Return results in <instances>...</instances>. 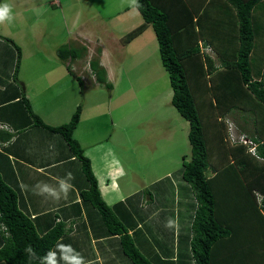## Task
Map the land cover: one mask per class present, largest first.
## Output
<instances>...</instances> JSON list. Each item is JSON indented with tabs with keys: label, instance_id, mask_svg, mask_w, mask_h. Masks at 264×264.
Wrapping results in <instances>:
<instances>
[{
	"label": "trees",
	"instance_id": "trees-1",
	"mask_svg": "<svg viewBox=\"0 0 264 264\" xmlns=\"http://www.w3.org/2000/svg\"><path fill=\"white\" fill-rule=\"evenodd\" d=\"M262 1L222 0L229 20L215 19L206 26L200 17L210 12L207 0H134L143 21L126 32L123 41L129 42L151 26L168 74L170 103L188 122L191 156L188 161L182 157L175 183L165 176L111 205L102 198L90 159L73 136L81 103L68 121L46 124L32 110L18 79L20 46L0 35L9 43L0 50V65L4 63L7 69V78L0 76V123L16 128L15 132L1 128L5 135L0 138L9 141L24 128L20 125L58 134L68 160L78 163L82 182L80 202L47 212L49 221L41 230L35 218L19 207L18 193L6 180L9 169L0 164V264H38L27 249L43 256L56 244L67 242L83 211L95 219L93 237L116 238L111 251L127 264H264V80L253 77L250 65L254 39L264 34V13H255L257 6H264ZM217 38L228 45L227 55L220 57L221 68L204 51L208 45L218 51ZM86 52L84 45L57 48L64 63ZM100 52L97 48L88 66L95 81L111 89ZM66 68L72 73L69 64ZM75 79L82 87L80 77L75 75ZM208 93L213 100L203 111L198 99L204 100ZM229 116L245 142L229 139ZM6 149L0 146L1 158ZM63 208L71 210L70 221L62 216ZM169 217L178 218V233L165 227ZM142 238L144 246L138 243ZM151 243L161 247L151 249ZM174 249L175 262L170 255ZM92 263L99 264L96 257Z\"/></svg>",
	"mask_w": 264,
	"mask_h": 264
},
{
	"label": "rangeland",
	"instance_id": "rangeland-1",
	"mask_svg": "<svg viewBox=\"0 0 264 264\" xmlns=\"http://www.w3.org/2000/svg\"><path fill=\"white\" fill-rule=\"evenodd\" d=\"M3 2L13 6L16 17V24L0 27L22 49L20 81L47 91L54 105L61 104L62 100L68 102L69 90L75 94V107L81 103L80 116L88 120L85 124L90 126L89 138L96 139V144L90 147L94 149L91 155L106 203L117 202L115 191L126 197L165 176L175 183L182 157L188 161L191 156L188 122L170 103L168 74L159 62L151 26L129 42L123 41L124 34L141 20L136 8L121 10L132 0H0ZM263 8L257 6L255 13H264ZM111 30L117 34L118 41L113 40ZM81 42L94 50L91 57L96 56L97 48L100 51L104 48L110 59L115 60L112 66L115 70L110 71L111 89L100 85L90 75L85 62L88 51L81 57L79 67L70 65L74 68L72 73L66 69L68 79L59 77L66 74L62 70L65 63L59 59L56 48L70 43L79 47ZM209 53L212 55L213 51ZM75 75L80 77L84 87L79 85ZM70 82L74 86L67 91L66 87H55V84ZM53 88L60 92L59 96L50 95ZM210 94H206L204 100L198 99V104L204 105L203 111L209 109V99L213 100ZM48 106L40 109V113ZM227 118L229 139L237 141L239 133L235 121L231 116ZM104 135L111 137L104 140ZM102 148L106 149L104 153L100 151Z\"/></svg>",
	"mask_w": 264,
	"mask_h": 264
},
{
	"label": "crops",
	"instance_id": "crops-1",
	"mask_svg": "<svg viewBox=\"0 0 264 264\" xmlns=\"http://www.w3.org/2000/svg\"><path fill=\"white\" fill-rule=\"evenodd\" d=\"M189 1H193V0H187V2ZM263 1L261 2V4L264 3ZM206 5L208 11L210 12L207 15L202 14V16L200 17V20L203 19L202 22L204 21L203 25L208 26V22L214 21L215 19H217V21L220 22L222 21L223 23L229 20L227 18V15L225 14V11L223 12V9H225V4H223L222 0H212V1L207 0ZM134 8L136 7L134 5V0H132V2L129 3V5L123 6L121 10L128 11L129 9H134ZM142 21L143 20L141 17V20L137 25L142 23ZM14 23L16 24L15 21ZM149 26L150 25H147L144 31L148 29ZM108 31L110 32V29H108L107 32ZM6 32L9 33V31ZM111 32H112L113 40L115 42L118 41L117 34L112 30ZM0 35L4 37H9L8 34L3 33V31H1V27H0ZM11 39L14 40L19 45V43L14 38ZM217 39L215 41H217ZM75 41L79 42L77 38L75 39ZM87 42L89 41L87 40ZM95 42H97V40H95ZM6 43L7 42H4V40L0 39V50H2L4 47L6 48L7 44L9 45V43L7 44ZM81 43L87 48L88 51V55L85 58V62L87 66L88 60L94 54V50L91 47L87 46L84 42ZM216 43L218 45L221 44L219 45L220 47H218V51H214L211 45H208L206 48H204V51L211 56L213 60V65L217 68H221L220 57H224L227 55L225 50L228 45L225 44L226 42L221 43L220 39H218ZM209 50L213 51L212 55L209 53ZM21 56H22V49H21ZM109 56H110L109 53L106 50H104V48L101 49L99 55L100 63L105 68L107 73V78L110 81V71L115 70L114 68H112V66H114L115 64V60L112 58L110 59ZM80 61L81 58L74 60H67L65 62V68H62L63 72L66 74H62L59 77L62 78L63 80L68 79V77L70 76H69V72L66 70L67 69L66 64H69V66L73 64L74 67L78 65L79 67ZM250 65H251V72L253 77L257 79L262 78L264 80V34L263 35L261 34L260 38L254 39V47L250 53ZM109 67H111V69ZM73 70L74 68L71 67V71ZM4 72H7V69L4 63H2L0 65V76H4V78H7ZM92 77L94 79L93 75ZM84 85L85 86L89 85L91 87H94L96 84H84ZM72 86H74V84H71V82L68 84H55L56 88L66 87V91L69 90V88ZM23 87L25 91V96L27 97L32 110L35 113H37L41 117V119L43 118V121L46 124L54 126L68 121L75 108L74 104L76 97L74 93L70 92L69 90L67 93L69 94L67 95L68 102L66 100L64 101L62 100L60 101L61 104L55 103L54 105L51 103L47 91L43 92L39 88L33 87L32 84L27 85L23 83ZM82 87H84L83 84ZM59 93L60 92L56 91L55 88H53V90L50 91V95L52 97H55L56 95L59 96ZM69 96H71L70 103H69ZM47 105H49L47 110L45 109L43 113H40V109L45 108ZM45 113H47L48 116L45 115ZM87 121H88L87 119L81 118L80 116L79 122L77 123V126L73 130V136L82 146L84 154L90 159L91 167L97 178L100 193L102 194L101 186L93 162V157L91 155V150L93 151L94 149L90 148L96 144V139H94L95 137L91 139L89 138V136L91 135V130H90V126L85 124L87 123ZM20 127H24V128L21 129L20 132H17L14 136H12L9 141H4L3 138H0V146H4L8 149V150L6 149V151L4 150V154L6 156H2V158L0 157V164H2V166L6 165L5 167H8L9 169V171L7 172L6 180L7 183L12 188H14L15 191L18 193L19 207L24 212L28 213V215L31 218H35L36 225H38V227L41 230H43L47 226L49 221L48 219L50 217L49 215H45L47 212L57 211L59 207L69 204L72 201L80 202L78 188L82 184V182L79 176V165L74 160H68L69 158L68 150L58 134L51 133L50 131H47L40 127H30L27 125H20ZM1 128L7 129L9 132H15L16 130V128H13L12 126H9L5 123H0V129ZM4 135L5 133L0 132V136H4ZM103 137L105 138L104 140H106L110 138L111 135H107V136L104 135ZM97 149L95 150V152L97 151V155H98L99 148ZM104 150L106 149L102 148L100 151L104 153ZM54 163L56 164V166L51 167V164ZM54 167H56V169L53 172L51 168ZM69 171L74 176V179L72 181L74 185V190L69 194V198L66 201L61 200L60 202L57 203L52 201L51 199L34 195L31 190L22 191L20 188L21 183L28 185L29 188H31V186L36 184L37 182H46L50 184H55L57 178L64 177L65 174ZM106 182H108V180ZM111 182H113V179H111ZM115 194L118 195L117 201L122 200L125 197L121 192L115 191ZM115 194L114 197L116 196ZM128 195H126V197ZM63 211L64 212L62 213V216L66 217L67 215V219L68 221H70L71 210L66 211L65 208H63ZM76 220L77 221H75L73 225L72 234L67 236L69 238H67L68 239L67 242H64L65 244H71L78 252H80L85 257L86 261H88L89 264H94L92 263V261L93 259L95 260V257L99 264H127V262L121 259L120 255L115 254L113 251H111L112 247L115 248L116 246V242H115L116 238L115 240L113 237H112L113 240L111 238H110L111 240L110 239L105 240L103 238L96 239L93 237V230L95 232V227L91 225V223L94 222L95 219L92 218V215L89 216L86 214L85 211H83L81 218ZM81 223L83 224L85 223L86 227L80 228L79 226H81L80 225ZM76 226H78L79 229ZM167 239L168 238H164L163 240H167ZM170 241H168V243H170ZM173 244L175 248L174 241ZM140 245L141 246L145 245L143 238L142 240H140ZM159 246L161 247V245ZM159 246L151 243L149 247H151V249L155 248L157 250ZM170 255H172L171 258L175 262L176 249H174L173 253H171Z\"/></svg>",
	"mask_w": 264,
	"mask_h": 264
},
{
	"label": "clouds",
	"instance_id": "clouds-1",
	"mask_svg": "<svg viewBox=\"0 0 264 264\" xmlns=\"http://www.w3.org/2000/svg\"><path fill=\"white\" fill-rule=\"evenodd\" d=\"M15 18L13 6L7 2L0 3V25H12ZM73 179L74 176L69 171L64 177L57 178L55 184L37 182L29 188L28 185L21 183L20 188L22 191L31 190L34 195L42 196L58 203L61 200H68L69 194L74 190ZM165 227L178 233L180 229L178 218L169 217ZM27 252L33 261H38V264H89L85 257L71 244L62 242L49 249L43 256H38L31 247L27 249Z\"/></svg>",
	"mask_w": 264,
	"mask_h": 264
},
{
	"label": "built area",
	"instance_id": "built-area-1",
	"mask_svg": "<svg viewBox=\"0 0 264 264\" xmlns=\"http://www.w3.org/2000/svg\"><path fill=\"white\" fill-rule=\"evenodd\" d=\"M239 140H243L244 142H245V139H244V137L243 136H239Z\"/></svg>",
	"mask_w": 264,
	"mask_h": 264
}]
</instances>
